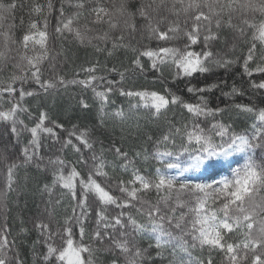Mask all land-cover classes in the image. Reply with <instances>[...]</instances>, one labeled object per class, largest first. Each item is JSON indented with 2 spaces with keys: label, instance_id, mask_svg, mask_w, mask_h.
<instances>
[{
  "label": "snow or ice",
  "instance_id": "obj_1",
  "mask_svg": "<svg viewBox=\"0 0 264 264\" xmlns=\"http://www.w3.org/2000/svg\"><path fill=\"white\" fill-rule=\"evenodd\" d=\"M0 125V264H264V0H0Z\"/></svg>",
  "mask_w": 264,
  "mask_h": 264
},
{
  "label": "trees",
  "instance_id": "obj_2",
  "mask_svg": "<svg viewBox=\"0 0 264 264\" xmlns=\"http://www.w3.org/2000/svg\"><path fill=\"white\" fill-rule=\"evenodd\" d=\"M26 2H27V0H26ZM39 2L40 3H46L47 0H39ZM21 16L24 17L25 26H26L27 25V20H28L27 10L26 9L24 10V12H19L18 11L17 14H16V19H15L14 23L17 26L16 30H15L17 35L22 34V28L20 26V17ZM10 22H13V21L9 20L6 23H10ZM51 23H52V25L55 24V19L54 18L52 19ZM197 50H199V49H197ZM81 55H82V53H81ZM237 55H239V51L237 52ZM78 63H79V61H78ZM65 71L69 73V78H71V68L70 67L66 68ZM221 75H223V74L221 73ZM203 79H204L203 77H200L201 81H203ZM210 79H215V78L213 77V78H210ZM194 82H196V81H194ZM231 83H232V80H229V84H231ZM32 87H35V86L33 85ZM70 91L75 93V92H78L79 89H71L70 88ZM218 97H219V93H216L215 95L212 96V104L213 105H216L217 103L220 102L217 99ZM28 100H29L30 103L35 104V100H33L32 98H28ZM49 102H50V98H49ZM62 118H64L66 126L70 127V125L67 124L66 117H62ZM247 126H248V124L243 119H241L236 125V130L237 131H242ZM26 135L27 134H25V138H22V144L27 142ZM12 143H15L14 138L11 140V143H10V134H8L6 132L5 127L3 125H0V157H2L4 154H8L11 157V159L8 160V161H5L4 159L0 158V190H2L4 188V184H5V180H6V164L12 162V160H16V162H19V160L17 159V157L19 156V148L13 150L12 147H11ZM50 143H51L50 141H47V140L44 141L43 152L45 153V155L48 154V145ZM53 151H55V149H53ZM236 158L240 159L241 163L244 160V157L241 156V155H239V156L236 155ZM28 171L30 173L31 169H29ZM24 174H25V168L22 166L19 169L18 175L21 177V179H23ZM38 199H39V197H37V200ZM29 204L33 208V211H34V206L32 205L31 200L29 201Z\"/></svg>",
  "mask_w": 264,
  "mask_h": 264
},
{
  "label": "rangeland",
  "instance_id": "obj_3",
  "mask_svg": "<svg viewBox=\"0 0 264 264\" xmlns=\"http://www.w3.org/2000/svg\"><path fill=\"white\" fill-rule=\"evenodd\" d=\"M237 156H239V155H241V156H243V154H236ZM244 157V156H243ZM243 163V162H242ZM185 175H189V176H193V177H195L196 175H200V173H196V172H190V173H186Z\"/></svg>",
  "mask_w": 264,
  "mask_h": 264
},
{
  "label": "bare ground",
  "instance_id": "obj_4",
  "mask_svg": "<svg viewBox=\"0 0 264 264\" xmlns=\"http://www.w3.org/2000/svg\"><path fill=\"white\" fill-rule=\"evenodd\" d=\"M197 176H199V175H196L195 177H197ZM199 182H203V180H201V181H199Z\"/></svg>",
  "mask_w": 264,
  "mask_h": 264
}]
</instances>
